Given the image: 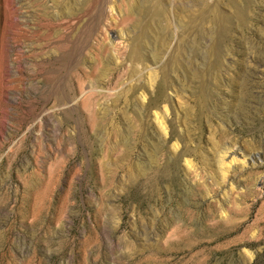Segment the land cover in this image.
<instances>
[{
	"label": "rangeland",
	"instance_id": "obj_1",
	"mask_svg": "<svg viewBox=\"0 0 264 264\" xmlns=\"http://www.w3.org/2000/svg\"><path fill=\"white\" fill-rule=\"evenodd\" d=\"M0 264H264V0H0Z\"/></svg>",
	"mask_w": 264,
	"mask_h": 264
},
{
	"label": "bare ground",
	"instance_id": "obj_2",
	"mask_svg": "<svg viewBox=\"0 0 264 264\" xmlns=\"http://www.w3.org/2000/svg\"><path fill=\"white\" fill-rule=\"evenodd\" d=\"M9 3H13V2L10 1V2H8V4H9ZM9 5H10V4H9ZM49 25H50V24H49ZM158 120H159V119H158ZM166 128H167V127H165V129H166ZM166 130H167V129H166ZM169 133H170V131H169ZM174 144H175V147H176L177 144H176V143H174ZM178 148H179V147H178ZM175 149H177V148H175ZM179 149H180V148H179ZM180 150H181V149H180ZM177 151H178V150H177ZM178 152L180 153V151H178ZM178 152H176V153H178ZM182 152H184V151H182ZM179 153H178V154H179ZM181 154H182V153H181ZM176 155H177V154H176ZM178 156H179V155H178ZM178 156H177V159H178ZM173 159H174V158H173ZM173 219H175V218H173ZM171 223H173V222L170 221V222H169V225H170ZM174 224H175L176 227H177V224H176V223H174ZM172 231H173V230H171L170 232L166 233L167 236H170V235L172 234ZM194 255H195V254H194Z\"/></svg>",
	"mask_w": 264,
	"mask_h": 264
}]
</instances>
